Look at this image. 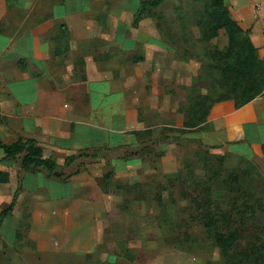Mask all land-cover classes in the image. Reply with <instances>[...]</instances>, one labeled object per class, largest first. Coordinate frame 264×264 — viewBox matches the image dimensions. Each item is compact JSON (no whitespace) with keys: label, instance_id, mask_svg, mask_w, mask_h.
Masks as SVG:
<instances>
[{"label":"crops","instance_id":"1","mask_svg":"<svg viewBox=\"0 0 264 264\" xmlns=\"http://www.w3.org/2000/svg\"><path fill=\"white\" fill-rule=\"evenodd\" d=\"M133 2L131 6L130 0H111L106 12L96 13L93 6L97 0H0V140L3 143L11 144L18 138L34 139L42 147L43 157H52L57 165L63 164L68 156L90 150L139 147L141 132L150 126L140 117L138 86L146 96L156 81L155 75L165 72L175 83L189 87L195 68L193 60L175 58V45L156 22L147 25L142 19L137 26L129 23L139 0ZM227 6L232 18L249 33L258 56L264 59V0H229ZM17 9L30 26L13 30L11 12ZM97 14L104 20L98 21ZM61 23L69 33V44L64 51L54 48L64 46L58 37ZM20 59L26 61L24 71L17 67ZM136 64L139 68L134 75H127L125 68ZM149 95V98L157 96ZM258 100L261 98L237 110L231 100L215 104L207 122L227 133V142L247 135L251 145L260 148L264 143V109L253 108ZM0 158H4L1 149ZM13 161L4 158L0 165V172L8 177L6 183H0L11 193L8 205L18 187L19 166L14 170ZM105 163L113 172L114 185L145 172L139 155L102 159V164ZM21 174L22 189L16 204L22 196L33 199L34 193L40 191L46 197L33 199L40 202L39 206L64 209L58 227L52 230L60 240L59 245L37 249L36 264H84L93 256L112 262L108 258L116 254L98 251L99 234L103 231L99 213L82 216V210L85 213L87 209L100 210L109 215L107 224H112L115 213L121 214V197L101 189L103 178L97 181V196L92 197V192L87 191L88 195L77 197L75 189L85 185L86 180L79 182L73 178L82 177V173L71 181L56 176L48 178L43 172ZM74 206L80 210L75 216L70 212ZM11 215L0 227V237L6 241L16 237L13 223L9 224ZM86 216L91 217L86 230L69 220L82 221ZM38 229L49 231L46 222Z\"/></svg>","mask_w":264,"mask_h":264},{"label":"rangeland","instance_id":"2","mask_svg":"<svg viewBox=\"0 0 264 264\" xmlns=\"http://www.w3.org/2000/svg\"><path fill=\"white\" fill-rule=\"evenodd\" d=\"M110 1L97 0L93 11L106 12ZM133 1L130 0L131 6H133ZM207 1L163 0L157 7L148 8L143 18L144 24L151 25L156 22L162 30H165V37L167 36V39L175 45L173 47H176L174 48L175 58L193 60L195 71L191 85L193 81L196 85L193 89L191 85L186 87L181 83H175L167 73L163 72L155 75L156 81L152 82L151 89L146 91V96L142 88L138 86L136 92L142 109L140 117L142 116L146 124L150 126L139 136V148L143 151L139 157L145 172L129 180H120L119 184L115 185L113 178H110L108 193L119 195L124 206L121 208V214L115 213L113 220L115 223L107 224V221L110 222L109 215L100 210L87 209L86 213L82 210V216L85 214L94 216L95 213H99L102 218L103 231L99 234L98 251L110 252L111 255L116 254L115 257L108 258L112 262L129 264L128 261L118 256V248L121 246L119 243H123V246H127L133 252L134 264H218V251L210 245L200 226H189L187 231L189 239H183V234L186 232L184 226V221L187 220L186 208L190 198L194 195L193 185L196 175H201L205 169L211 171L215 164L221 163L222 170H235L239 175L245 169L248 170L246 175L239 176L240 184L244 187L264 183V156L259 147L255 144L252 146V143L245 140L246 136L244 140L232 139L233 141L230 140L232 142H227L228 134L226 132L224 134V131L212 122H207L208 116L206 121L196 128L191 129L184 126L187 118L181 110L193 98L199 95L209 96L215 101L213 103L215 105L224 102L217 101L218 97L228 94V87L220 84V72L215 68L210 47L223 50L227 38L221 32L209 43L203 42L199 39L198 27L193 24L197 12H203ZM228 3L229 0H225L229 11ZM11 13L13 30H21L28 27V24L31 25L25 21L21 10H13ZM97 17L98 21L104 20L100 14H97ZM129 23L132 25V21ZM170 27L173 29L171 30ZM118 55L122 58L120 53ZM138 66L136 64L135 67H126V74L134 75ZM151 74L153 76V71ZM151 93L157 96L149 98ZM145 108L147 112L143 113ZM253 108L255 110L264 109V96L261 97V101H256ZM193 139L201 141L208 148L199 149L198 143L190 141ZM105 158L109 159L110 154L90 150L66 166L58 165L57 171L62 172L65 179H70L69 181L79 173L83 174L80 178H73L78 179L79 182L86 180L85 185L75 189V196L83 197L91 192L92 197L95 196L94 194L97 196V181L110 170L108 163L102 164V159ZM3 160L4 158H0L1 166ZM18 164L19 159L17 158L13 161L12 168L15 170ZM187 166H189L188 169ZM177 172H182L183 175L191 174L187 185L175 182V185L171 186L167 182L166 177ZM221 175L223 176L224 172ZM222 179L224 177L219 179L218 183ZM117 185L127 190L117 191L115 189ZM101 189L104 190L103 185ZM10 194L7 189L0 186V210L8 205ZM27 196H22L20 203L17 202L11 215L12 219L9 221V224L13 223L15 227L16 237L8 241L0 237V264H36L37 249L50 246L54 248L59 245L60 240L56 234H52V230L58 227L64 209L39 206L40 202L34 200L46 197L45 192H35L34 200ZM158 197L160 201L156 200ZM259 197L264 200V195H259ZM94 203L96 204V201ZM79 211L76 206L70 208V212H74L73 216ZM89 218L91 217L84 218L82 221H75L73 218L69 220L72 225H81L80 227L86 230ZM44 222L49 229L47 233L38 231L39 225ZM257 224L264 227V215H259ZM60 233L63 235L62 232ZM49 234L48 243H45ZM175 240H177L176 243ZM88 259V262H95L103 258L93 256Z\"/></svg>","mask_w":264,"mask_h":264},{"label":"trees","instance_id":"3","mask_svg":"<svg viewBox=\"0 0 264 264\" xmlns=\"http://www.w3.org/2000/svg\"><path fill=\"white\" fill-rule=\"evenodd\" d=\"M8 1V0H7ZM163 0H139L138 7L133 14L132 25L136 26L147 14L148 8L157 7ZM9 6V5H8ZM193 24L198 27L199 39L209 43L221 32L227 38L223 50L212 47V59L215 68L220 72V84L228 87V94L218 97L217 101L233 100L235 110L243 107L251 101L264 96V59L257 54V48L253 44L249 33L244 31L232 18L225 0H208L203 12H197ZM103 23V22H101ZM60 31L58 37L64 42V46L55 45V49L64 51L69 44V33L65 24L58 25ZM57 37L54 38L57 41ZM26 61L18 60L19 70L26 69ZM193 81L191 88L194 89ZM215 101L209 96H196L181 110L187 118L185 127L196 128L206 121L209 111ZM1 121V117H0ZM245 140H252L245 135ZM198 143L199 149L208 148L199 140H190ZM0 149L4 158L9 160L19 159V172L17 175L18 187L9 205L0 212V227L5 218L12 214L18 195L22 189L21 173L43 172L48 178L54 177L58 172V165L52 157L44 158L43 149L34 139L18 138L11 144H5L0 140ZM110 154V158H128L141 155L143 151L139 147L128 146L114 149H100ZM261 154L264 156V143L260 144ZM85 152L71 155L65 158L64 166L73 162ZM189 166H187V169ZM222 164H215L213 168L205 169L201 175H196L193 187V197H189V205L186 208L187 220L184 221L186 232L183 239L188 240L189 226H200L210 245L218 251V264H264V227L257 224L259 215H264V200L259 195H264V183H255V186L244 187L240 184V177L247 173L245 169L241 175L235 170L224 169ZM189 170H187L188 172ZM224 172V175L221 174ZM113 175L109 170L103 176L104 192L108 193L109 181ZM190 176V177H189ZM224 177L218 183V180ZM59 179L65 177L60 175ZM191 174L183 175L182 172L173 173L166 177L167 182L174 186L187 185ZM8 181L7 173L0 172V183ZM216 184L218 186H216ZM140 186V185H137ZM214 186V188H213ZM216 187V188H215ZM117 191L127 190L121 185L115 186ZM187 196V195H186ZM156 200L160 201L158 197ZM123 202H121V208ZM124 208V206H123ZM162 228V226H161ZM177 240H175L176 243ZM119 243V258L125 259L129 264H134L135 256L127 247ZM84 264H123L96 260Z\"/></svg>","mask_w":264,"mask_h":264},{"label":"water","instance_id":"4","mask_svg":"<svg viewBox=\"0 0 264 264\" xmlns=\"http://www.w3.org/2000/svg\"><path fill=\"white\" fill-rule=\"evenodd\" d=\"M62 174H63L62 172H55V173H54V176L59 177V176L62 175Z\"/></svg>","mask_w":264,"mask_h":264}]
</instances>
